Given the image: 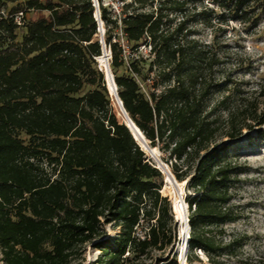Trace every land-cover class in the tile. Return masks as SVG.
<instances>
[{"label":"trees","instance_id":"obj_1","mask_svg":"<svg viewBox=\"0 0 264 264\" xmlns=\"http://www.w3.org/2000/svg\"><path fill=\"white\" fill-rule=\"evenodd\" d=\"M114 2L98 0V9L117 95L191 190L186 260L201 250L210 264H230L244 244L224 229L239 216L232 200L242 165L230 144H212L219 117L210 119L203 105L212 88L231 82L215 75L223 61L190 37L188 0ZM211 2L219 23L249 30L264 19V0ZM214 10L199 12L208 25ZM172 13L182 18L173 23ZM98 28L93 0H0L3 264H84L88 244L101 252L95 264H146L176 238L164 175L113 109L97 65ZM262 125L264 112L243 101L229 109L225 135L238 139ZM107 224L119 229L112 240L103 238ZM156 264H178L177 255Z\"/></svg>","mask_w":264,"mask_h":264},{"label":"rangeland","instance_id":"obj_2","mask_svg":"<svg viewBox=\"0 0 264 264\" xmlns=\"http://www.w3.org/2000/svg\"><path fill=\"white\" fill-rule=\"evenodd\" d=\"M114 1L104 0L106 4H111L115 8L116 3ZM203 5L215 9L211 15L212 25L205 23L199 15ZM186 8H188L186 28L192 31L190 37L196 39L201 45H212L213 49L217 50L223 63L217 68L215 75L220 80L228 79L231 81L227 84L221 82L219 86L212 88L203 103L205 111L211 113L210 119L219 117L218 132L212 144H230L232 151L238 150V161L242 165V172L239 174L240 180L233 187L235 192L232 200L239 216L235 221L225 223L224 229L226 233L242 235L244 244L240 248L238 256L230 259V264H243L246 260L264 262V125L261 127L254 126L252 129H243V133L238 139H232L225 135L229 109H234L243 101H249L256 103L258 110L264 112V19L256 28L248 30L238 21L231 20L228 23H219L217 20L220 15L219 9L211 0H204L202 3L198 0H188ZM27 16L35 18L37 12L30 11ZM170 18L173 19V23H176L182 18V14L172 13ZM147 52L148 47L142 46L138 54L146 57ZM101 56L103 57V54ZM103 59L105 58L103 57ZM97 61L98 68L104 71L105 62L101 61L99 57ZM107 85L115 113L126 122L125 115L121 111L108 81ZM146 141L148 143L147 139ZM138 142L156 166H158L159 160L172 174L168 164L163 160L165 155L158 147H154L157 153L152 156L149 149L144 148L139 140ZM162 173L164 184L161 193L167 196L170 201V215L173 217L170 222L175 230L176 238L163 253L152 251L146 259V264H156L159 257H166L168 254L172 256L173 253L177 255L178 264H182L179 248L184 243V234L182 233V221L177 217L174 202L181 198L186 202L191 190H188L185 184L181 194L177 187V180L175 179V186L174 183L167 180L168 176L165 171L162 170ZM118 233L117 227L107 224L106 234L103 238L112 240ZM138 234L143 235V230L138 228ZM100 254V250L93 247L92 244L86 245L83 248V263L95 264ZM195 255L197 256H194L191 262L186 260L188 264H210L203 251L196 250ZM0 264L3 262L0 261Z\"/></svg>","mask_w":264,"mask_h":264},{"label":"water","instance_id":"obj_3","mask_svg":"<svg viewBox=\"0 0 264 264\" xmlns=\"http://www.w3.org/2000/svg\"><path fill=\"white\" fill-rule=\"evenodd\" d=\"M94 2V6H95V17L96 19L98 20V24H99V32H100V42L102 43V51H103V57L105 58V66H104V73H105V78L106 80L108 81V84L110 85L111 88H113V91H114V94L116 96V99L118 101V104H119V107L121 109V111L123 112V114L125 115V118H126V124L127 126L130 128V130L132 131V134L134 135L135 139L137 140V137L142 141V143L145 145V148L149 149L150 153L152 156H155V154L153 153L151 147L149 146V144L147 143L146 141V138L144 137V135L142 134V132L140 131V129L134 124V122L129 118L128 114L126 113L123 105H122V102L121 100L119 99L118 95H117V92H116V84H115V81H114V78H113V75H112V72L110 70V66H109V54H108V51L105 47V43H104V37H103V34H104V28H103V23L100 19V16H99V9H98V0H93ZM137 137H136V136ZM138 141V140H137ZM159 169L161 167V169L163 171H165L166 175L172 179L173 183L175 184L176 186V183H175V178L173 177V175L167 171L165 165L158 160V166H157ZM160 169V170H161ZM161 170V171H162ZM188 211V209H187ZM186 219L188 221V212H186ZM188 228L190 230V226H189V223H188ZM188 237H189V231L186 232V235L184 236V243H187L188 242ZM188 245V243H187Z\"/></svg>","mask_w":264,"mask_h":264},{"label":"bare ground","instance_id":"obj_4","mask_svg":"<svg viewBox=\"0 0 264 264\" xmlns=\"http://www.w3.org/2000/svg\"><path fill=\"white\" fill-rule=\"evenodd\" d=\"M101 59V61L105 62V59H103V57H99ZM111 90H113V88H111ZM136 136V135H135ZM137 137V136H136ZM137 140H139L142 143V141L137 137ZM144 148H145V145L143 144ZM153 153L156 154L157 151L155 148H151ZM167 180L171 183L172 182V179L167 177ZM177 183V187H178V190L181 192V194L183 193V186L186 184V180L184 181H176ZM174 208H175V211L177 213V217L179 219H181L182 221V233L184 234V236L186 235V232L189 231V228H188V221L186 219V212H187V204L186 202L181 198L179 200H175L174 202ZM188 243V242H187ZM187 243H183L180 248H179V252H180V255H181V262L182 264H188L187 261H186V257H187V253H188V245Z\"/></svg>","mask_w":264,"mask_h":264}]
</instances>
